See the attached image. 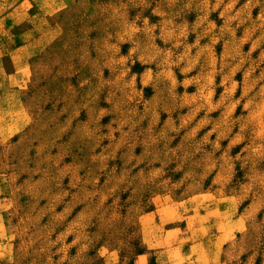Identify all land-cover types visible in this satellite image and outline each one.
Wrapping results in <instances>:
<instances>
[{"label":"rangeland","instance_id":"obj_1","mask_svg":"<svg viewBox=\"0 0 264 264\" xmlns=\"http://www.w3.org/2000/svg\"><path fill=\"white\" fill-rule=\"evenodd\" d=\"M0 264H264V0H0Z\"/></svg>","mask_w":264,"mask_h":264}]
</instances>
